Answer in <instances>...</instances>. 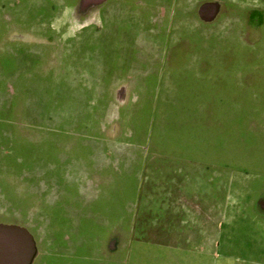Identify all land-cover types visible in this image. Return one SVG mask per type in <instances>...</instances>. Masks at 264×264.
<instances>
[{"label":"crops","instance_id":"crops-1","mask_svg":"<svg viewBox=\"0 0 264 264\" xmlns=\"http://www.w3.org/2000/svg\"><path fill=\"white\" fill-rule=\"evenodd\" d=\"M205 5L210 8L203 9ZM29 6L32 16L25 11ZM181 7L187 8V0H22V48L0 53V199L18 200L25 222L0 225L25 228L32 235L36 253L31 264H170L172 251L181 244L168 233L202 232L205 215H220L227 223L228 235L214 247L227 248L231 256V249L241 247L235 245L240 232H246L249 244L243 246L256 248L258 256L252 260L264 262V174L251 175L247 163L228 153L233 117L230 97L223 95L233 89L232 68L226 62L209 72L212 76L203 74L207 69L201 58H217L219 53L207 49L202 37V48L187 68L195 72L194 83L201 90L192 97L181 88L188 87L181 75L175 77L183 66L171 63L181 55L176 51L180 43L169 52L161 48L162 31L166 28L169 36L172 21L162 28L166 21L160 15ZM80 17L84 25L69 32ZM195 17L213 27L223 20L221 31L226 28L228 33L222 34V44L229 51L236 31L247 43L260 38L264 0H209L196 8ZM61 25L68 30L60 32ZM185 27V20H179L173 29ZM149 53L159 57L158 63L140 71L156 74L139 86V75L132 76L138 70L132 56ZM62 54L58 70L53 63ZM20 60L21 67L16 65ZM44 65L50 67L49 95L41 104L37 97L31 122L27 113L22 116V107L17 108V98H9L12 88L22 87V73L42 72ZM88 70L95 71V80ZM58 71L67 74L64 79L54 80ZM39 81L34 80L35 86ZM204 90L210 95L203 96ZM4 95L8 99L1 101ZM218 115L226 121L223 133L214 128ZM22 124L39 132L35 143L25 146L33 151V163H22L17 133ZM214 139L223 146L214 145ZM192 151L194 159L187 158ZM204 151L224 156L204 159ZM168 160H174L178 170H200L193 172V191H176L174 184L185 182V177L164 174ZM204 168L211 170L206 174ZM17 184L34 198L33 222L27 221L32 198L23 200V206L22 185ZM188 254L201 258L202 252Z\"/></svg>","mask_w":264,"mask_h":264},{"label":"rangeland","instance_id":"rangeland-1","mask_svg":"<svg viewBox=\"0 0 264 264\" xmlns=\"http://www.w3.org/2000/svg\"><path fill=\"white\" fill-rule=\"evenodd\" d=\"M206 2H209V0H187V8L181 7L177 9H170V11L163 16L160 15L163 19H165V25H161L163 28L166 27V24L168 26V20L172 21L169 25L170 35L167 36L166 28L162 34V38L160 40L161 48L164 49V51H168L171 49L172 46L176 45L177 43H180L179 45H176V51L180 52V56L175 57V61L171 62L177 67L180 66L181 68L183 66L182 72L178 73L177 76L181 80L186 82V85L188 86L187 89L185 87H181L185 90H188L187 93H189V96H196L199 94L201 90L196 88L195 82V72L191 70H187L189 65L195 62V57L198 54L199 50L202 48V37L206 39L207 41V49H216V51L219 53V56L217 58H212L211 56H206L204 58H201L202 61L205 62L206 71L203 72L204 75H213V73L209 72H217L218 68L221 66V64H227L230 65V76L233 83V89L232 91H228L227 93L224 91V97H230L229 99V113H231V116L233 117V120H230L233 123V129L231 131V134L234 135L232 137V141L229 143L232 147L231 151L228 152L229 155H233V158L235 160H240L249 165V167L246 169L250 172L251 175L253 174H264V167H261L260 163L264 162V24L260 29V38L257 41H251L250 43L244 42L243 38H240L238 35V31L235 32L236 38L234 39V42L232 40V47L228 51L226 49V44H222L223 40L222 34H225L227 36L228 29H223V20L220 21L219 24L215 25L214 27L209 25L208 26L197 22V19L195 17V10L198 8L201 4H204ZM30 3V2H29ZM28 4V3H27ZM193 5V7H192ZM23 6H26V4H23ZM195 7V8H194ZM236 12H239V7L235 6ZM40 11L47 10L46 8H39ZM29 15L32 16L34 10L30 9V6L25 10ZM238 16L236 15L235 18ZM85 20V19H84ZM88 20H85V24L88 23ZM184 21L186 22V27L181 30L173 29L177 28L178 21ZM78 21V20H76ZM84 25L83 19L80 17L79 22H76V25H72L69 28V32L77 31L79 27ZM63 27V28H62ZM68 30L65 26H60L59 31H66ZM25 31V27L22 26V0H0V53H8V52H19L20 46L22 48V32ZM220 31V34L219 32ZM215 32V33H214ZM224 32V33H221ZM256 30L252 29V34L255 37L256 36ZM166 37H169L166 38ZM230 39V38H229ZM29 43L35 42L34 40H24ZM40 41V40H38ZM44 41V40H43ZM45 42V41H44ZM36 43V42H35ZM21 44V45H20ZM230 44V41H228L227 45ZM158 47V46H157ZM159 48V49H161ZM19 50V51H18ZM173 50V49H172ZM156 52V50L154 51ZM9 54V53H8ZM196 54V55H195ZM64 58L65 55H59L56 57L58 62L53 63L55 67L59 70V58ZM203 57V56H202ZM227 57V60H226ZM159 57L153 53V55H147L146 57L144 55H134L132 56V59H135L136 67H138L137 72H133L132 76L139 75V86L145 85L146 83V76H150L149 82H151L154 78V72H142L140 71L143 67L148 64V66H153L157 64V60ZM124 59L129 60V56H125ZM147 59V61H146ZM226 60V61H225ZM8 62V61H7ZM61 62V61H60ZM17 66L21 65L20 62H16ZM173 66V65H172ZM174 66V67H176ZM176 67V68H177ZM41 70L42 72H39L40 69H37L36 73L34 71L26 72V74L22 73V87L20 89H13L11 91V95L9 99L17 100V108L22 107V116L28 115V120L31 122L35 121V106L37 103V97L41 104V100L44 101V98L46 95H49V87L47 86L46 79L51 77L50 72H48L47 65H44ZM175 69V68H174ZM178 69V68H177ZM182 69V68H181ZM8 70V69H7ZM5 70V71H7ZM36 70V69H35ZM59 72V71H58ZM10 75H13L14 73L10 72ZM35 74H38L35 77ZM171 74V72H169ZM173 74V72H172ZM60 75V76H59ZM67 74L65 72H59L58 75L55 73L53 76L55 77L54 80L58 79H64ZM87 75L90 77V79L95 80V71L88 70ZM153 76V77H152ZM83 77V75H81ZM86 77V76H84ZM34 80H40L38 82V85L35 86ZM108 80V79H106ZM48 87V90L46 89ZM11 89V90H12ZM182 89V90H183ZM142 90V89H140ZM127 91V89H125ZM206 93L203 94V96H209L210 92L207 90H204ZM1 93V92H0ZM121 93L124 95H127L124 93L123 88L121 90ZM120 94V93H118ZM179 95H181V92H178ZM202 93H201V97ZM218 96H221V93H218ZM8 99V95H4L1 98L2 99ZM42 106H44L42 104ZM17 109V111H18ZM44 112L46 111L45 108H43ZM19 112V111H18ZM48 112V111H47ZM219 116V115H218ZM219 116V120H220ZM47 120V119H46ZM42 126L45 128L47 127L43 121H41ZM217 122V121H215ZM224 122L220 120L218 123H215L214 128H217L218 133H223L222 127L224 125ZM223 123V124H222ZM19 127V126H18ZM20 129L17 131L20 132L21 138H22V163L24 161L29 160L30 163H33L34 161V154L33 151H30V148H25V146L29 147L32 143H35V139L38 138L36 133H39L38 130L36 132V129H33V126H28V124L23 125L22 127H19ZM226 128V126H225ZM129 129V128H128ZM230 129V127H229ZM44 132V131H43ZM214 132V131H213ZM217 132V131H216ZM229 132V130H228ZM42 133V132H41ZM215 133V132H214ZM19 134V133H18ZM230 134V132H229ZM124 140H126V137H123ZM122 139V140H123ZM32 142V143H31ZM214 145H218V147H222L223 142L220 139H214ZM204 153L202 157L204 159L207 158H215V155L217 154H223L222 152H209ZM200 154V153H199ZM198 154V155H199ZM19 156V155H18ZM187 158L194 159V151L187 152L186 153ZM224 154L221 156L223 158ZM14 156H12V159ZM166 163V167L163 169L165 172L164 174H170L172 173H178L179 175H183L185 177V182H181V184H174V187L176 188V191H193V184L190 183L192 181L193 172L197 170V168L189 169V168H182L180 167V170L177 168V163L174 160H168ZM171 166V167H170ZM211 169L204 168L203 171L208 174L207 172ZM197 171H200L199 169ZM150 174V172H149ZM210 175V174H209ZM182 177V176H176V179ZM184 177L182 179L184 180ZM13 179H16L15 176H13ZM180 179V178H179ZM181 179V180H182ZM17 181V179H16ZM22 185V184H17ZM22 192L19 194L22 197V205L24 206V201L28 202L29 199H31L33 196H30L28 193L26 187L24 185L21 186ZM34 198H32V208L28 207L27 212L30 213L27 216V221L30 219L31 222H33V214H34ZM24 200V201H23ZM12 202H15V205H12ZM18 200H2L0 199V223L3 224H20L22 225L25 222V216H22V208L21 210L17 207ZM11 203V204H10ZM12 205V208L10 206ZM21 205V207H22ZM28 206V205H27ZM30 209V210H29ZM219 222V226L217 224ZM29 227L33 228L31 224H28ZM203 226L204 231L200 232V229H197L196 232H187L180 233V236L177 232H170L168 233L169 239L171 241L178 242L181 244V249H176L172 251L171 255V261L170 264H264V262L261 263H255V261L252 260V256H258V252L256 251V248H245L244 246L249 244L248 237L246 235V232L241 233L239 239L236 240V246L239 249H231L232 255L227 256V248H221V247H214L215 242L219 244L222 240V236L228 235L227 234V223L224 221L222 216H206L203 218ZM236 234V233H235ZM157 236V234L155 235ZM243 239V240H242ZM189 241H192V243H189ZM194 242H196L194 244ZM192 245V246H190ZM194 245H197V249H195ZM223 245V244H222ZM244 245V246H243ZM186 249V251L184 250ZM145 251V249H143ZM156 252H158V249H155ZM201 250L202 255L201 258L199 255L196 257L188 254L192 253L194 251ZM253 250H255V255L253 254ZM190 251V252H189ZM252 253L248 254L247 253ZM247 255V257H246ZM191 256V257H190ZM145 264V262H144Z\"/></svg>","mask_w":264,"mask_h":264},{"label":"water","instance_id":"water-1","mask_svg":"<svg viewBox=\"0 0 264 264\" xmlns=\"http://www.w3.org/2000/svg\"><path fill=\"white\" fill-rule=\"evenodd\" d=\"M209 8L210 5L203 7ZM35 253L34 239L25 228L0 225V263L31 264Z\"/></svg>","mask_w":264,"mask_h":264}]
</instances>
